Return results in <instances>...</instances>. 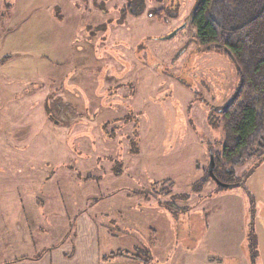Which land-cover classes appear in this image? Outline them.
Segmentation results:
<instances>
[{
  "label": "rangeland",
  "instance_id": "rangeland-1",
  "mask_svg": "<svg viewBox=\"0 0 264 264\" xmlns=\"http://www.w3.org/2000/svg\"><path fill=\"white\" fill-rule=\"evenodd\" d=\"M128 2L0 0V261L56 243L88 209L151 264H264V154L228 186L207 178L223 143L207 116L235 93L233 63L194 42V0L138 15Z\"/></svg>",
  "mask_w": 264,
  "mask_h": 264
},
{
  "label": "trees",
  "instance_id": "trees-1",
  "mask_svg": "<svg viewBox=\"0 0 264 264\" xmlns=\"http://www.w3.org/2000/svg\"><path fill=\"white\" fill-rule=\"evenodd\" d=\"M143 1L129 0L126 11L132 15L142 13ZM191 25L198 48L223 53L239 77L231 100L207 116L208 124L221 127L223 133L221 149L209 152L212 173L220 189L221 185L230 184L227 180L237 167L264 154V0H194ZM132 143L130 151L136 154L137 143ZM113 173L117 175L118 170ZM163 184L159 192L167 195L171 183ZM248 241L251 250L255 240ZM249 253L252 258L255 256V252ZM113 255L128 256L126 252Z\"/></svg>",
  "mask_w": 264,
  "mask_h": 264
},
{
  "label": "crops",
  "instance_id": "crops-1",
  "mask_svg": "<svg viewBox=\"0 0 264 264\" xmlns=\"http://www.w3.org/2000/svg\"><path fill=\"white\" fill-rule=\"evenodd\" d=\"M53 193V190L47 192L48 195L50 194L49 196H52ZM55 194H57V190H55ZM137 195L138 199H143L144 201L151 200L150 195H143L140 192ZM64 199L65 198L61 196L60 202L57 196L55 209L47 207L50 209L48 211L52 212V214H59L60 211L62 212L64 208ZM76 215L75 220L69 223L72 227H66V229L65 227L62 228L64 232L65 230L68 232V237L65 236L67 233L65 232L56 243L41 247L38 253L24 254L9 262L0 261V264H151L152 261L141 259L138 255H113L116 252L123 251H120L112 244L111 237L113 235L104 226L106 223L99 222L95 217H92L88 209H84ZM57 221H60V219H57L55 222L58 223ZM24 223V226H26L24 231L27 232L26 230L29 226L28 220ZM1 225L2 222L0 218V226ZM39 227L38 225V228ZM70 230L71 232H69ZM150 230L153 233L151 236H154L155 230L151 228ZM152 240L147 241V245L151 250L160 245V241H156L154 237H152ZM29 243L30 245L27 246L26 241L24 245L25 250L28 248L32 249V246L34 247L33 241Z\"/></svg>",
  "mask_w": 264,
  "mask_h": 264
},
{
  "label": "water",
  "instance_id": "water-1",
  "mask_svg": "<svg viewBox=\"0 0 264 264\" xmlns=\"http://www.w3.org/2000/svg\"><path fill=\"white\" fill-rule=\"evenodd\" d=\"M209 167H208V173H209V175H210V177L216 182V183H218L215 179H214V176H213V173H212V155L210 154V158H209ZM222 186V185H221ZM223 186H228V185H223Z\"/></svg>",
  "mask_w": 264,
  "mask_h": 264
}]
</instances>
